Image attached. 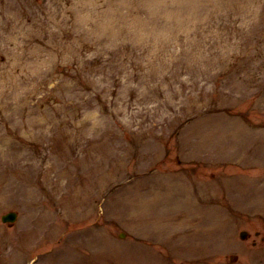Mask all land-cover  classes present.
I'll list each match as a JSON object with an SVG mask.
<instances>
[{"label": "rangeland", "instance_id": "1", "mask_svg": "<svg viewBox=\"0 0 264 264\" xmlns=\"http://www.w3.org/2000/svg\"><path fill=\"white\" fill-rule=\"evenodd\" d=\"M10 210L0 264H264V0H0Z\"/></svg>", "mask_w": 264, "mask_h": 264}, {"label": "water", "instance_id": "2", "mask_svg": "<svg viewBox=\"0 0 264 264\" xmlns=\"http://www.w3.org/2000/svg\"><path fill=\"white\" fill-rule=\"evenodd\" d=\"M15 218H16V213L14 211H9L1 216L2 221H8V222L14 221ZM241 234L243 235L244 232H242Z\"/></svg>", "mask_w": 264, "mask_h": 264}]
</instances>
